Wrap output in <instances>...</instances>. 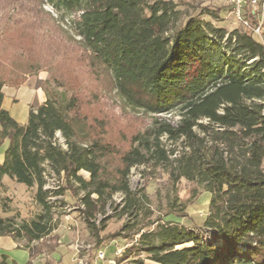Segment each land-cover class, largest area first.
<instances>
[{
	"label": "trees",
	"instance_id": "16d2710c",
	"mask_svg": "<svg viewBox=\"0 0 264 264\" xmlns=\"http://www.w3.org/2000/svg\"><path fill=\"white\" fill-rule=\"evenodd\" d=\"M43 2L70 18V32L90 66L100 68L124 104L154 119L119 148L96 132L76 94L46 91L45 102L29 109L22 126L2 106L0 77V147L7 143L0 184L8 177L36 186L35 200L46 214L61 192H82V218L96 231L94 220L114 195L122 196L121 215L142 205L140 192L130 189L131 169L163 168L172 184L185 180L210 194L203 224L216 231L217 242L201 243L178 224L163 223L149 234L160 242L149 248L157 264H264L262 41L242 25L227 33L195 17L183 19L173 0ZM258 15L245 9L251 26L258 25ZM46 166L62 177L60 191L45 188ZM184 208L169 213L183 217ZM48 222L47 215L20 224L0 217V237L40 241L50 232ZM183 244L191 246L174 250Z\"/></svg>",
	"mask_w": 264,
	"mask_h": 264
},
{
	"label": "rangeland",
	"instance_id": "374dc122",
	"mask_svg": "<svg viewBox=\"0 0 264 264\" xmlns=\"http://www.w3.org/2000/svg\"><path fill=\"white\" fill-rule=\"evenodd\" d=\"M173 1L178 4L183 19L195 17L227 33L239 27L229 10V0ZM213 13H218V18ZM69 19L60 18L43 0H0L2 106L23 126L29 109L46 100V91L67 96L76 94L85 113L96 122V132L103 131L117 147L127 148L130 136L144 131L154 117L128 108L100 68L90 66L87 53L70 32ZM162 142L168 145L164 139ZM58 144L64 148L59 136ZM6 147L7 143L0 147L2 158ZM79 175L89 179L85 171ZM45 179L46 189L60 191L65 187L62 177L53 174L47 166ZM128 180L140 192L142 205L130 215H121L122 196L114 195L104 213L97 216L96 231L82 218V192H61V196L51 201L52 208L46 214L35 200L36 186L28 188L8 177H3L0 184V217L20 224L47 215L48 235L30 244L24 239L15 242L17 249L32 254L31 264H75L79 256L75 247L80 243L94 246L87 264H96L95 251L99 250L107 263L157 264L149 248L158 247L160 242L149 234L167 222L178 224L201 243L217 242L213 230L203 224L210 194L201 187L185 180L172 184L165 169L148 166L131 169ZM170 203L176 206L169 207ZM179 205H185L183 217L169 213ZM190 246L178 245L174 250ZM117 250L121 252L116 254Z\"/></svg>",
	"mask_w": 264,
	"mask_h": 264
},
{
	"label": "built area",
	"instance_id": "2783aa9c",
	"mask_svg": "<svg viewBox=\"0 0 264 264\" xmlns=\"http://www.w3.org/2000/svg\"><path fill=\"white\" fill-rule=\"evenodd\" d=\"M229 5L231 7V13L237 20L239 25H242L244 27L250 28L254 35L260 38L264 45V40L262 39V33H261V27L264 23V0H229ZM249 7L253 10V12H259L258 17V25L257 26H251L249 21L244 18L245 9ZM130 185V183H129ZM130 189L132 191H137V187H132L130 185ZM54 200V199H53ZM80 208H83L80 205ZM94 224H96V220H94ZM207 231V229H205ZM215 234L216 231H213ZM212 232V234H213ZM93 245L89 244H77L75 249L76 253L79 255L76 260L75 264H87L86 259L89 256V252L93 251ZM121 251L117 250L116 254H119ZM95 258H96V264H115V262H109L107 263L104 257V253L99 250L95 251Z\"/></svg>",
	"mask_w": 264,
	"mask_h": 264
},
{
	"label": "crops",
	"instance_id": "0c3cea01",
	"mask_svg": "<svg viewBox=\"0 0 264 264\" xmlns=\"http://www.w3.org/2000/svg\"><path fill=\"white\" fill-rule=\"evenodd\" d=\"M45 102V101H44ZM3 162L2 154L0 155V164ZM21 251V252H18ZM4 258V262L9 264H26L29 261V254L24 249H17L16 243L10 237H0V259Z\"/></svg>",
	"mask_w": 264,
	"mask_h": 264
}]
</instances>
